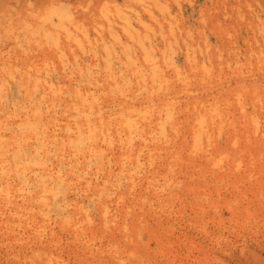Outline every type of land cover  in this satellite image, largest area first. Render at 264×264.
Here are the masks:
<instances>
[{"label":"rangeland","instance_id":"rangeland-1","mask_svg":"<svg viewBox=\"0 0 264 264\" xmlns=\"http://www.w3.org/2000/svg\"><path fill=\"white\" fill-rule=\"evenodd\" d=\"M1 1L0 85L17 86L0 93L1 193L13 183L0 194V264H244L241 251L264 244V0ZM30 10L55 28L33 33ZM78 128L101 137L93 157L74 150L83 138L63 141ZM221 149L239 170L230 161L236 173L216 178ZM121 150L137 157L134 187Z\"/></svg>","mask_w":264,"mask_h":264},{"label":"bare ground","instance_id":"bare-ground-1","mask_svg":"<svg viewBox=\"0 0 264 264\" xmlns=\"http://www.w3.org/2000/svg\"><path fill=\"white\" fill-rule=\"evenodd\" d=\"M17 1H18V0H17ZM17 1H16V2H17ZM33 1H34V0H33ZM35 1H37V0H35ZM6 4H7V3L4 4V3H2V1H1V3H0V9L6 11L7 9H9V8L11 7V6H8V5H6ZM16 4H17V3H15V5H16ZM14 7H15V6H14ZM14 7H13V8H14ZM20 7H22V6H20ZM38 10H40V9H38ZM41 11L43 12V10H41ZM40 13H41V12L38 13V12H36V11H34V10H30L29 14H27V15L29 16V18H28L29 21H30V19H32L31 22H33V27H32V28H34V30L31 28V29H32V32H33V33H37V34L39 33L38 31H40V32H41V31H44V33H45V32H46L45 30H46L48 27L52 26V25H53L52 28H55V27H54V24H55L54 20H55V19L53 18L54 16H52L53 14L51 15L50 12H47V13L44 12V13H46V14L41 15ZM49 14H50V15H49ZM25 17H26V16H25ZM21 18H23V17H21ZM12 19H13V18H12ZM53 19H54V20H53ZM18 20H19V18H18ZM22 20H23V19H22ZM24 20H25V19H24ZM26 20H27V17H26ZM26 20H25V22H26ZM23 22H24V21H23ZM27 22H28V21H27ZM27 22H26V23H27ZM57 22H58V21H57ZM59 25H60V24H59ZM59 25H57V26H59ZM22 26H23V25H22ZM35 26H36V27H35ZM27 27H28V26H27ZM39 29H40V30H39ZM41 29H42V30H41ZM50 29H51V28H50ZM56 29H57V28H56ZM48 30H49V29H48ZM48 30H47V31H48ZM21 31H23V30H21ZM29 31H30V29H29ZM27 32H28V31H27ZM32 32H31V33H32ZM21 33H22V32H21ZM33 33H32V34H33ZM46 33H47V32H46ZM32 34H31V35H32ZM18 35H19V34H18ZM39 35H40V34H39ZM24 36H25V35H24ZM34 36H35V35H34ZM12 37H13V35H12ZM26 38H27V36H26ZM29 38H30V37H28V39H29ZM36 38H37V37H36ZM21 39H22V37H21ZM28 39H27V40H28ZM23 40H24V39H23ZM30 41H31V39H30ZM10 42H11V41H10ZM33 42H34V41H33ZM60 73H61V72H60ZM62 74H63V72H62ZM57 75L59 76V74H57ZM55 76H56V75H55ZM61 77H62V79L65 78V77H64V74H63ZM55 79H56V78H55ZM60 79H61V78H60ZM60 79H59V80H60ZM56 80H58V79H56ZM63 80H65V79H63ZM72 80H73V79H72ZM13 84L17 86L16 82L11 83L10 85H7V83H2V84L0 85V93L3 92V91H5V90H7V89L10 90V89L12 88ZM6 85H7V86H6ZM5 86H6V88H5ZM44 87H45V86H43V90L45 91L46 89H44ZM39 107H40V106H38V107H36V108H39ZM46 113H47V112H46ZM48 113H49V111H48ZM48 116H49V115H48ZM51 116H53V115H51ZM49 117H50V116H49ZM51 119H52V118H51ZM87 122H88V121H87ZM83 125H84V124H83ZM90 132H91L90 128H87L86 130H83V129H79V128H78L75 132H71V133L68 132V133L64 136V137H66V138H65V140H63V141H67V140H71V139H73V140L75 139V140H76V139H79V137H81V139L83 138L80 142H79V141H74V142L77 143V145L75 146L74 150H76L77 152H80V155H78V156H79V159H82V160L86 159V157H87V155H88L89 153H90V157H93V153H98V152L100 151V150H99V146H100V145H99V143H100L99 139H100L101 137L98 138V137L96 136L97 134H95V135H91ZM96 133H97V132H96ZM198 133H199V132H198ZM86 134H87V136H86ZM194 134H195V132H194ZM195 135H197V132H196ZM211 136H212V135H211ZM214 136H215V135H214ZM84 137H86V138H84ZM191 137H192V136H191ZM132 138H133V137H132ZM192 138H195V137H192ZM66 139H67V140H66ZM105 139H106V138H105ZM204 139H205V138H204ZM73 140H72V141H73ZM85 140H89V142H84ZM100 140H101V139H100ZM200 140H201V139H200ZM206 140H208V138H207ZM104 142H105V141H104ZM61 143H62V142H61ZM61 143L58 144V145H63V143H62V144H61ZM92 143H93V145H92ZM207 143H208V142H207ZM103 145H104V144H103ZM138 145H139V144H138ZM63 147H64V146H63ZM63 147H58V148L61 149V148H63ZM85 147H86V148H85ZM206 147H207V146H206ZM71 149H72V148H71ZM71 149H70V150H71ZM204 149H206V148H204ZM219 149H220V148H219ZM57 150H58V149H57ZM64 150H65V149H64ZM70 150H68V151L65 150V151H66L67 153H70V152H69ZM79 150H80V151H79ZM81 150H84V151H81ZM101 150H102V148H101ZM129 150H130V149H129ZM206 150H207V149H206ZM206 150L204 151V152H205V155L208 154V152L206 153ZM221 150H222V151H219V153L216 154L217 157H215L214 155H212L213 158H211V160H208V162L211 164V167L208 166V167H209V170L212 172L213 177H216V178H218V176H221V174L227 175V172L230 173L232 170H233L234 172H235L236 170H239V168H238L239 164L236 163V162H234V157H235V156H234V155H231V157H228V156H227V151H226V149H221ZM19 151H20V150H19ZM46 151H48V149H47ZM58 151H60V150H58ZM61 151H62V153H64V155H65V154L67 155V153L63 152V149H62ZM61 151H60V152H61ZM200 151H201V150H200ZM234 151H235V152H234ZM234 151H233V152H234V154H235L237 150H234ZM33 152H34V156H33V157H30V159L33 158V159H31V160H34V159H36L37 157H38V158L40 157V153H39V152H37L36 150H35V151H32V153H33ZM60 152H59V155H58V156L61 155ZM72 152H74V151H72ZM238 152H239V151H238ZM57 153H58V152H57ZM42 154H43V153H42ZM203 154H204V153H203ZM43 155H44V154H43ZM68 155H69V154H68ZM98 155H99V154H98ZM98 155H97V156H98ZM102 155H103V154H102ZM121 155H122V156H125V158H126V159H125L126 162H125L124 164H122V162H121V157H119V159L116 158V160H115L116 163H120V164H121V167L119 166V167H120V168H119L120 170H118V168H117L118 171H121V174H119V175H124V176L126 175V178H128V179L131 181V183H130V187H134V186H135V181L138 180V177H136L134 174L131 173V171H132V170H131V169H132V168H131V165H134L135 163H137L136 160H132L133 158H137V157H136V155L133 153V151H132V152H129V151H126V152H125V151H122V150H121V152L119 153V156H121ZM26 156H27V155H26ZM202 156H203V155H202ZM69 157H70V156H69ZM103 157L105 158V156H103ZM103 157H102L101 159H103ZM111 157H112V155H111ZM111 157H110V158H111ZM205 157H206V156H205ZM208 157H209V156H208ZM203 158H204V157H203ZM42 159H43V158H42ZM60 159H62L61 156H60ZM90 159H91V158H90ZM112 159H113V158H112ZM114 159H115V158H114ZM235 159H236V158H235ZM72 160H73V158H72ZM103 160H104V159H103ZM103 160L98 164V165L101 164L100 166L97 165L100 169H98L97 166H96V167H97L98 171L101 170V173L103 174V177H102V178H104V179L101 178V182H103L102 180H106V181L109 183L110 180H108V179H109L110 176H112V175H111V172H109V171L112 170V169H110V170L107 172L108 174L106 173V174H107V175H106L105 172H106L107 170H106V167H104L105 165L103 164V163H104ZM117 160H118V161H117ZM37 161H38V160H37ZM42 161H43V160H42ZM113 161H114V160H112V162H113ZM230 161H231V162H230ZM97 162H99V161H97ZM208 162H207V163H208ZM229 162H230L231 165H234V168L236 167L237 169L234 170V168H233V169L230 170V169L228 168L227 170H229V171H227V170L225 171V168H227V167H225V165H227V164L229 165ZM102 164H103V165H102ZM105 164H106V163H105ZM224 164H225V165H224ZM113 165H114V164H113ZM206 165H207V164H206ZM208 165H209V164H208ZM221 165H223V166H221ZM9 166H10V165H9ZM7 167H8V166H6V168H7ZM20 167H23V166H20ZM20 167H19V169H20ZM32 167H33V166H32ZM32 167H30V168H32ZM117 167H118V166H117ZM132 167H133V166H132ZM230 167H231V166H230ZM232 167H233V166H232ZM1 168L4 169L3 166H2ZM10 168H11L12 170L14 169V168H12V166H11ZM24 168H25V167H24ZM40 168H41V167H40ZM40 168L38 169V168H34V167H33V169H31V171L29 170L30 172H29V171H26L27 168H25L26 170L23 169V168H22V169L25 170V172H28L27 175H29V173H32V174H35L36 176H46V177H52V176H53V177H54V175L50 173L52 170L47 169L48 167H46V168H45V167H42L41 169H40ZM75 168H76V167H75ZM11 169H10V171H12ZM35 169H36V170L38 169V170L35 171ZM107 169H108V168H107ZM4 170H5V169H4ZM6 170H7V169H6ZM8 170H9V169H8ZM8 170H7V171H8ZM23 170H22V171H23ZM82 170H83V169H82ZM105 170H106V171H105ZM0 171H1V170H0ZM10 171H9V172H10ZM88 171H89V169H88ZM233 171H232V172H233ZM9 172H8V174H9ZM25 172H24V173H25ZM82 172H83V171H82ZM90 172H93V171H90ZM225 172H226V173H225ZM238 172H239V171H238ZM238 172H237V173H238ZM4 173H6V172L4 171ZM11 173H12V172H10V174H11ZM13 173H14V172H13ZM21 173L23 174V172H21ZM94 173H95V172H93V174H94ZM112 173H113V172H112ZM118 173H120V172H118ZM118 173H116V174H118ZM235 173H236V172H235ZM10 174H9V175H10ZM25 174H26V173H25ZM93 174H92V175H93ZM116 174H115V175H116ZM247 174H248V173H247ZM3 175H4V174H3ZM3 175H2V176H3ZM5 175L7 176V174H5ZM11 175H12V174H11ZM27 175H26V176H27ZM99 175H100V174H99ZM105 175H106V176H105ZM109 175H110V176H109ZM224 175H223V176H224ZM230 175H231V174H230ZM236 175H237V174H236ZM236 175L233 174V176H235V177H236ZM13 176H16V175L13 174ZM55 176H56V175H55ZM4 177H5V176H4ZM7 177H8V176H7ZM9 177H10V176H9ZM9 177H8V178H9ZM28 177H29V176H28ZM30 177H31V176H30ZM112 177L115 178V176H112ZM237 177H238V179H239V176H237ZM244 177H245V176H244ZM0 178H1V176H0ZM56 178H58V177H55V179H56ZM60 178H62V177H60ZM60 178H59V180H60ZM113 178H111V180H112ZM245 178H247V176H246ZM27 179H30V178H27ZM55 179H52V181L55 180ZM214 179H215V178H214ZM226 179H227V178H226ZM56 180H57V179H56ZM236 180H237V179H236ZM236 180H235V181H236ZM248 180H249V179H248ZM1 181H2V180H1ZM36 181H38V179H37ZM89 181H91V180H89ZM94 181H96V180H94ZM94 181H93V185H94ZM98 181H99V179H98ZM127 181H128V180H127ZM241 181H242V180H241ZM8 182H9V181H8ZM29 182H31V179H30ZM45 182L47 183V180H46ZM91 182H92V181H91ZM101 182H100V183H101ZM137 182H139V181H137ZM140 182H141V181H140ZM243 182H244V181H243ZM2 183H3V181L1 182V184H2ZM46 183L42 182L43 185H44V184L46 185ZM86 183H87V182H86ZM86 183H85V184H86ZM108 183H107V184H108ZM111 183H112V182H111ZM4 184H7V182L5 183V181H4ZM14 184H15V186H16V183H14ZM19 184H20V183H17V185H19ZM22 184H23V183H22ZM89 184H90V183H89ZM89 184H88V185H89ZM96 184H97V183H96ZM107 184H106V187H107ZM128 184H129V183H128ZM146 184H149V185H150L149 181H147ZM165 184H166V185H169L170 183L168 182V180H165L164 185H165ZM238 184H239V185H238ZM240 184H241V186H240ZM2 185H3V184H2ZM8 185H9V184H8ZM10 185H13V183H12V184L10 183ZM10 185H9V186H10ZM33 185H34V184H33ZM86 185H87V184H86ZM88 185H87V186H88ZM113 185L116 186L114 183H113ZM136 185H137V184H136ZM3 186H5V185H3ZM9 186H7V188H8ZM21 186H22V185H21ZM37 186H38V185H37ZM48 186H52V185H48ZM48 186H47V187H48ZM97 186H99V184H97ZM97 186H96V187H97ZM108 186H109V188H112L111 185H108ZM156 186H157V187H161L162 185H157V184L154 185V184H152V186H150V187H147V186H146V187L150 189V190H149L150 192L152 191V193H154L155 190H156V188H157ZM10 187H11V186H10ZM39 187H41V185H39ZM89 187H90V185H89ZM96 187H94V188H96ZM104 187H105V185H104ZM106 187H105V188H106ZM232 187H234V189H233L234 191H235L236 187H238L239 189L242 188V190L244 189V185H243V183H241V182H236L234 186H233V184H232ZM232 187H231V188H232ZM7 188L5 187L6 190H4V191H6V193L11 192V188H12V187L10 188V190H9L8 192H7ZM15 188H16V187H15ZM15 188H14V189H15ZM22 188H23V186H22ZM48 188H49V187H48ZM48 188H45V189L48 190ZM63 188H64V187H63ZM98 188H99V187H97V189H98ZM125 188H126V187H125ZM238 188H237V189H238ZM92 189H93V188H92ZM114 189H115V188H114ZM126 189H127V188H126ZM133 189H134V188H133ZM12 190H13V189H12ZM47 190H45V192H46ZM94 190H95V189H94ZM100 190H101V189H100ZM107 190H108V189H105V191H107ZM110 190H111V189H110ZM110 190H109V192H110ZM159 190H160V189H159ZM159 190H158V192H159ZM13 191H14V190H13ZM13 191H12V192H13ZM15 191H17V190H15ZM15 191H14V192H15ZM24 191H25V189H24ZM98 191H99V190H98ZM98 191H97L96 193H98ZM103 191H104V190H103ZM116 191H117V188L115 189V192H116ZM131 191H132V190H131ZM145 191H146V189H145ZM236 191H237V190H236ZM1 192H3V190H1V187H0V194H2V195L5 194L4 197L2 196L3 199H4V198L6 197V193H5V192H4V193H1ZM14 192H13V193H14ZM37 192H38V191H37ZM237 192H238V191H237ZM13 193H12V195L14 196ZM17 193H18V192H16V196H17ZM32 193H33V191H32ZM32 193H30V194L32 195ZM34 193H36V191H34ZM39 193H40V191L38 192V194H37V193H36V194L39 195ZM113 193H114V192H113ZM113 193H112V194H113ZM118 193H119V192H118ZM120 193H121V195H122V192H120ZM120 193H119V194H120ZM155 193H156V192H155ZM241 193H242V192H241ZM9 194H10V193H8L7 195H9ZM30 194L28 193V195H30ZM93 194H94V193H92V196H94ZM145 194H146V193H145ZM12 195H10V197H11ZM24 195H25V194H24ZM37 195H36V196H37ZM113 195H114V194H113ZM155 195L157 196V194H155ZM155 195H154V196H155ZM159 195L162 196L163 194L161 195V194L159 193ZM159 195L157 196V200H158V201L160 200ZM164 195H165V194H164ZM169 195H170V196H168L167 198H169V197L172 196V194H170V193H169ZM16 196H15V198H16ZM20 196H21V195H20ZM25 196H27V195H25ZM25 196H24V197H25ZM34 196H35V195H33V197H34ZM43 196H44V195H43ZM137 196H138V195H137ZM0 197H1V196H0ZM2 197H1V198H2ZM29 197H30V196H29ZM38 197H39V196H38ZM40 197H41V196H40ZM46 197H47V196H46ZM46 197H45V199L49 198L50 196L47 197V198H46ZM115 197H116V196H115ZM117 197H118V195H117ZM139 197H140V196H139ZM234 197H235V196H234ZM17 198H18V197H17ZM19 198H21V197H19ZM30 198H31V197H30ZM30 198H29V199H30ZM64 198H65V197H64ZM113 198H114V197H113ZM153 198H155V197H153ZM163 198H164V197H163ZM6 199H7V198H6ZM9 199H10V198H9ZM9 199H7V200H9ZM13 199H14V198H13ZM13 199L11 198V200H13ZM21 199H22V200L20 201V204H21V202H22V203H23L24 201L26 202V200H24L25 198H24V199L21 198ZM101 199H102V197H101ZM117 199H118V198H117ZM0 200H1V199H0ZM4 200H5V199H4ZM4 200H3V201H4ZM7 200H6V201H7ZM19 200H20V199H19ZM33 200H34V198H33ZM33 200H28V201H32V202H33ZM66 200H67V198H66ZM157 200H156V201H157ZM1 201H2V200H1ZM1 201H0V202H1ZM49 201H50V198H49ZM102 201H104V200H101L100 202H102ZM112 201H113V200H111V202H112ZM15 202H16V200L14 201V203H15ZM32 202H31V204H32ZM93 202H94V201H93ZM164 202L166 203V201H164ZM167 202H168V201H167ZM9 203H10V202L8 201V205H9ZM14 203H13V204H14ZM40 203H41V204H40ZM40 203L37 204L38 207H39V205H42V206L39 207L40 209H39V208H36V209H38L37 211H39V210L44 211V208H43L44 205L42 204V202H40ZM48 203H49V205H50V202H48ZM103 203H104V202H103ZM107 203H108V202H107ZM114 203H115V202H114ZM121 203L123 204V200L121 201ZM124 203H125V202H124ZM168 203H169V202H168ZM4 204H5V203H4ZM6 204H7V203H6ZM18 204H19V202H18ZM25 204H26V203H25ZM44 204H45V203H44ZM46 204H47V203H46ZM46 204H45V207H46ZM104 204H105V203H104ZM118 204H120V201H119ZM118 204H117V205H118ZM0 205H1V204H0ZM15 205H17V203H15ZM15 205H14V206H15ZM21 205H22V204H21ZM37 205H36V207H37ZM100 205H101V204H99L98 206H100ZM102 205H103V204H102ZM108 205H109V204H107V206H108ZM110 205H111V204H110ZM120 205H121V204H120ZM3 206H4V205H3ZM3 206H2V207H3ZM17 206L19 207L20 205H17ZM23 206H26V205L23 204ZM29 206H30V203H29ZM33 206H34V204H33ZM105 206H106V205H105ZM137 206H138V205H137ZM140 206H142V205H140ZM9 207H10V206H9ZM12 207H13V206H12ZM12 207H11V209H13ZM15 207H16V206H15ZM18 207H16V208H18ZM31 207H32V206H31ZM34 207H35V206H34ZM108 207H109V206H108ZM121 207H122V205H121ZM125 207L127 208L126 205H125ZM165 207H166V206H165ZM16 208H15V210H16ZM19 208H21V207H19ZM25 208H26V207H25ZM130 208H131V206H130ZM132 208H133V207H132ZM143 208H144V207H143ZM7 209H8V208H7ZM9 209H10V208H9ZM9 209H8V212H9ZM29 209H30V207H29ZM29 209L27 208V210H29ZM36 209H34V210H36ZM101 209H102V208H100V209H98V210H101ZM128 209H129V208H128ZM141 209H142V207H141ZM161 209H162V207H161ZM0 210H1V208H0ZM2 210H3V211H1V212L3 213L5 209L2 208ZM20 210H22V208H21ZM20 210H19V212H20ZM23 210H24V207H23ZM30 210H33V208H31ZM102 210H103V209H102ZM163 210H164V209H163ZM37 211H35V212L37 213ZM65 211H66V209H65ZM16 212H17V210H16ZM33 212H34V211H33ZM33 212H32V215L35 213V212H34V213H33ZM12 213H15V212H12ZM100 213H102V212L99 211V214H100ZM116 213H117V212H116ZM17 214H18V213H17ZM83 214H84V212H83ZM109 214H110V213H109ZM109 214H107V215H109ZM12 215H14V214H12ZM39 215H40V214H39ZM44 215H45V214H44ZM17 216H18V215H17ZM41 216H42V215H41ZM58 216H60V214H59ZM83 216H84V215H83ZM87 216H89L88 213H87ZM8 217H9V215L7 216V218H8ZM99 217H100V216H99ZM101 217H102V216H101ZM101 217H100V219H101ZM107 217H111V220H112L115 216H113V217H112V216H107ZM123 217H124V216H123ZM10 218H11V217H10ZM42 218H43V217H41V219H40V220H41V222H40L41 224H42ZM83 218H84V217H83ZM102 218H103V217H102ZM132 218H133V216H132ZM104 219H105V218H104ZM104 219H103V220H104ZM120 219H121V218H120ZM47 220L50 221L51 219L49 220V219L46 218V221H47ZM113 220H114V219H113ZM113 220H112V221H113ZM122 220H123V219H122ZM56 221H57V219H56ZM58 221H59V220H58ZM105 221H106V219H105ZM107 221H110V219L108 218ZM107 221H106V223H108ZM126 221H127V220H126ZM121 222H122V221H121ZM45 223H46V222H45ZM61 223H62V222H61ZM61 223H60V224H61ZM76 223H77V222H76ZM47 224H48V223H47ZM63 224H64V223H63ZM66 224H67V223H66ZM140 224H141V223H140ZM142 224H143V223H142ZM64 225H65V224H64ZM68 225H69V224H68ZM70 225H71V224H70ZM72 225H74V224H72ZM72 225H71V226H72ZM124 225H125V224H124ZM62 226H63V225H62ZM91 226H92V225H91ZM110 226H112V225H110ZM138 226H139V225H138ZM64 228H65V227H64ZM81 228H82V227H81ZM112 228H114V227H112ZM118 229H119V228H118ZM82 230H83V229H82ZM115 230H116V228H115ZM116 231H117V230H116ZM118 231H119V230H118ZM137 231H138V230H137ZM76 232H77V231H76ZM79 234H80V232H77V233H75L74 235H79ZM74 235H73V236H74ZM79 236H80V235H79ZM79 236H77V237H79ZM80 237H81V236H80ZM96 238H97V237H96ZM75 239H76V237H75ZM78 239H79V238H78ZM85 239H86V238H85ZM83 240H84V239H83ZM75 241H76V240H75ZM80 242H81V241H80ZM82 242H83V241H82ZM77 243H78V242H77ZM141 243H142V242H141ZM83 244H84V243H83ZM93 244H94V243H93ZM116 244H117V243H116ZM256 244H257V243H256ZM91 245H92V244H91ZM118 245H119V243H118ZM263 245H264V244H260V243H259V244H257V246H255V247H256V248H264ZM87 247H88V246H87ZM87 247H85V248H87ZM90 247H91V246H90ZM255 247H252L253 252H251V253H246V252H244V251H241V252L244 254V256H245V257H244V261H245L244 264H250V259H251L252 257L254 258V257L256 256L255 253H254L255 250H256ZM95 248H96V247H95ZM95 248H94V249H95ZM121 248H122V247H121ZM121 248H120V250H121ZM89 249H90V248H89ZM111 249H112V248H111ZM97 250H98V249H97ZM94 252H95V250H94ZM116 252H117V251L115 250V253H116ZM112 253H113V251H112ZM39 254H40V253H39ZM118 254H120V253L118 252ZM40 255H41V254H40ZM40 255H39V256H40ZM116 256H117V255H116ZM116 256H115V257H116ZM41 257H43V255H41ZM115 257H114V258H115ZM48 258H50V257H48ZM119 258H120V257H119ZM119 258L116 259V260L118 261ZM41 260H42V259H41ZM42 261H44V260H42ZM45 261H46V260H45ZM46 262H47V261H46ZM51 262H52V261H51ZM51 262H50V263H51ZM118 262H119V261H118ZM242 262H243V261H242ZM242 262H240V263L242 264ZM60 263H61V262H60ZM60 263H59V264H60ZM48 264H49V263H48ZM54 264H55V263H54Z\"/></svg>","mask_w":264,"mask_h":264}]
</instances>
